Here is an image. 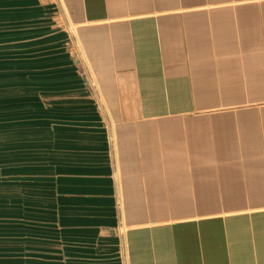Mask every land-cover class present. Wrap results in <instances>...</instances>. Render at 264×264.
Wrapping results in <instances>:
<instances>
[{
	"label": "crops",
	"instance_id": "1",
	"mask_svg": "<svg viewBox=\"0 0 264 264\" xmlns=\"http://www.w3.org/2000/svg\"><path fill=\"white\" fill-rule=\"evenodd\" d=\"M52 2L0 0V264H264V0H56L87 78Z\"/></svg>",
	"mask_w": 264,
	"mask_h": 264
},
{
	"label": "rangeland",
	"instance_id": "2",
	"mask_svg": "<svg viewBox=\"0 0 264 264\" xmlns=\"http://www.w3.org/2000/svg\"><path fill=\"white\" fill-rule=\"evenodd\" d=\"M53 9L46 12L48 21L51 23L52 33L56 36L54 44L59 47H64L70 56L73 57L75 64L78 65L82 75L87 78V74L84 68V64L80 57V52L77 49V45L74 39L73 26L68 22L64 11L58 6L56 0H52ZM32 18L34 15H27ZM99 108V107H98ZM1 209V207H0Z\"/></svg>",
	"mask_w": 264,
	"mask_h": 264
}]
</instances>
